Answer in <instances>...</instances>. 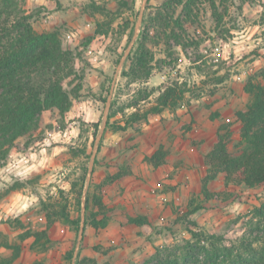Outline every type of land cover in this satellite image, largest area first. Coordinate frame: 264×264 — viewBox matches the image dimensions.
I'll list each match as a JSON object with an SVG mask.
<instances>
[{
  "label": "rangeland",
  "instance_id": "obj_1",
  "mask_svg": "<svg viewBox=\"0 0 264 264\" xmlns=\"http://www.w3.org/2000/svg\"><path fill=\"white\" fill-rule=\"evenodd\" d=\"M174 1L20 0L39 33L57 30L64 48L76 53L78 76L65 83L72 94L70 111L64 117L58 110L43 112L39 129L19 139L18 147L0 161V232L15 243L25 229L44 230L43 204L53 203L59 190L67 194L86 162V180L90 168L92 172L85 190L120 171L126 178L104 189V203L113 211L106 229L97 232L85 226L84 197L78 232L56 220L50 230L51 249L32 251L33 239H28L13 264H77L78 256L98 264H156L159 257L186 254L195 244L192 231L205 234L201 246L207 247L206 238L215 236L209 239L226 249L221 261L230 251L229 260H235L248 244L258 248L264 242V187L231 186L233 202L206 200L202 194L204 156L219 125L232 124L229 148L237 151L235 112L251 102L246 85L252 81L264 86V0ZM121 2L127 7H119ZM97 23L104 34H97ZM124 29L127 33L121 35ZM143 36L154 57L153 76L146 83L154 93L140 108H149L168 81L186 83V101L175 112L165 110L127 131H113L107 124L123 121L120 110L134 112L126 108L140 85L130 84L123 72ZM90 124H98L96 136ZM85 144L88 158L75 157ZM160 144L169 155L164 166L154 169L144 158ZM15 184L22 187L13 190ZM223 186L220 174L209 188L218 193ZM196 206L201 209L187 215ZM71 210L79 216L73 205ZM137 215L147 217L149 224L128 223ZM9 219L19 220L25 229H10ZM81 227L85 231L79 242ZM71 250L69 261L66 254ZM10 257L11 250L0 248V263Z\"/></svg>",
  "mask_w": 264,
  "mask_h": 264
},
{
  "label": "trees",
  "instance_id": "obj_2",
  "mask_svg": "<svg viewBox=\"0 0 264 264\" xmlns=\"http://www.w3.org/2000/svg\"><path fill=\"white\" fill-rule=\"evenodd\" d=\"M176 1L180 4L187 1L190 5L193 0H175L174 3ZM134 3L130 7L131 11L134 10ZM119 7L126 8L127 4L121 2ZM95 9L105 12L103 8ZM32 20V15L20 4V0H0V161L7 158L12 148L18 147L19 139L39 129V117L43 112L58 110L64 117L72 105V94L65 88V83L78 76L76 53L64 48L57 30L39 33ZM97 27V34H104L102 24L97 23ZM126 33L127 29H124L121 35ZM144 37L130 55V67L123 72V77L128 79L130 84L140 85L126 108L134 109V112L126 115L124 108L120 110L123 121L118 125L109 122L107 124L113 131H127L139 122H147L151 115H159L165 110L175 112L186 101V83L168 81L160 88L158 96L149 108H140L154 93L146 86L153 76L154 68L151 65L154 57L147 48ZM245 90L250 95L251 102L245 109L235 112L236 122L239 124L240 148L235 152L230 151L229 145L234 141V131L232 124L222 123L217 129L213 147L204 156L207 174L202 181V194L206 200L221 199L233 202L236 197L230 190L231 186L251 189L264 187V86L249 81ZM216 117L217 114L211 118ZM88 126L93 129L92 135L96 136L98 124ZM80 155L88 158L86 144L79 154L74 152L75 157ZM168 155V150L161 144L151 155H145L144 160L154 169H158L166 164ZM87 172L86 162L81 166L77 178L70 182L71 189L67 194L59 190L53 203L43 204L47 217L44 230H26L19 220L9 219L6 222L12 230L19 227L25 231L17 236L19 242L15 243L9 236L0 232V248L11 250V257L0 264L16 262L21 255V243L28 239H33L30 246L32 251L48 252L54 243L50 230L56 220L78 232L84 197L85 226L91 225L97 232L107 228L113 211L104 203V189L115 182H122L126 173L120 171L115 175H108L103 182L91 183L85 190ZM220 174L224 176L223 189L218 193L211 192L209 185ZM21 187L22 185L15 184L12 189L18 190ZM72 205L78 212V217L73 216ZM200 209L199 206L192 207L187 215H192ZM260 214L264 218L262 210ZM127 221L136 226L149 224V219L142 215L131 216ZM191 233L195 244H190L186 254L159 257L156 264H264V242L259 244L258 248L248 244L245 254L238 255L235 260H229V256H233L230 251L227 259L221 261L220 258L226 249L220 248L209 239L215 236L206 238V247L201 246L205 234L196 231ZM73 254L72 250L67 252L66 259L71 261ZM201 254H205L203 259H200ZM104 255L108 256L107 253ZM78 260L77 264H98L97 260L91 258L78 256ZM33 264L45 263L36 261Z\"/></svg>",
  "mask_w": 264,
  "mask_h": 264
},
{
  "label": "water",
  "instance_id": "obj_3",
  "mask_svg": "<svg viewBox=\"0 0 264 264\" xmlns=\"http://www.w3.org/2000/svg\"><path fill=\"white\" fill-rule=\"evenodd\" d=\"M92 164H93V163H92ZM92 164H91V165H92ZM91 172H92V168H90V170H89V175H88V179H87V180H89V177H90V175H91ZM85 210H86V204L82 207L83 215H84V213H85ZM83 233H84V227H81V232H80V236H79V242L82 240Z\"/></svg>",
  "mask_w": 264,
  "mask_h": 264
},
{
  "label": "built area",
  "instance_id": "obj_4",
  "mask_svg": "<svg viewBox=\"0 0 264 264\" xmlns=\"http://www.w3.org/2000/svg\"><path fill=\"white\" fill-rule=\"evenodd\" d=\"M162 79H163V80H166V76H165V75H163V76H162Z\"/></svg>",
  "mask_w": 264,
  "mask_h": 264
},
{
  "label": "crops",
  "instance_id": "obj_5",
  "mask_svg": "<svg viewBox=\"0 0 264 264\" xmlns=\"http://www.w3.org/2000/svg\"><path fill=\"white\" fill-rule=\"evenodd\" d=\"M161 145V144H160Z\"/></svg>",
  "mask_w": 264,
  "mask_h": 264
}]
</instances>
